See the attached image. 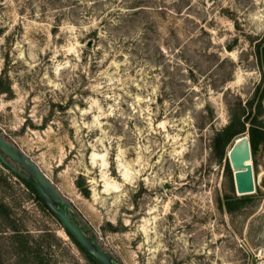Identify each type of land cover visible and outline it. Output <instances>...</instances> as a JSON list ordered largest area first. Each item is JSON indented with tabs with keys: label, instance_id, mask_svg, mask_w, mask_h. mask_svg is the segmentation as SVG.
Masks as SVG:
<instances>
[{
	"label": "rangeland",
	"instance_id": "obj_1",
	"mask_svg": "<svg viewBox=\"0 0 264 264\" xmlns=\"http://www.w3.org/2000/svg\"><path fill=\"white\" fill-rule=\"evenodd\" d=\"M263 89L264 0H0V132L122 264H264V134L245 196L216 143ZM0 204V264H92L2 162Z\"/></svg>",
	"mask_w": 264,
	"mask_h": 264
},
{
	"label": "water",
	"instance_id": "obj_2",
	"mask_svg": "<svg viewBox=\"0 0 264 264\" xmlns=\"http://www.w3.org/2000/svg\"><path fill=\"white\" fill-rule=\"evenodd\" d=\"M228 157L234 171L237 194L243 196L255 193V169L249 133L244 132L235 139L228 152ZM0 161L36 188L40 197L53 211L60 223L99 264H122L72 216L68 200L43 172L41 167L1 132Z\"/></svg>",
	"mask_w": 264,
	"mask_h": 264
},
{
	"label": "trees",
	"instance_id": "obj_3",
	"mask_svg": "<svg viewBox=\"0 0 264 264\" xmlns=\"http://www.w3.org/2000/svg\"><path fill=\"white\" fill-rule=\"evenodd\" d=\"M262 57V55H261ZM262 97H264V89L262 92ZM264 126V125H263ZM262 125H260L259 123H255L253 124L251 130H250V138H251V145H252V151L253 153H255L257 151V146L259 145V143L262 141V136L264 134V127ZM246 132V127H245V123H243L241 121V116L238 114H234L232 117L231 122L222 130L220 131V133H218L217 137H216V143L217 145H219V147H221L222 151L224 149V147L237 135L242 134ZM1 162V161H0ZM3 164V163H2ZM5 166V165H4ZM7 168V167H6ZM21 178V177H20ZM21 180L34 192V194L36 195V197L38 198V200L41 202V204L43 205V207L48 210L51 214H53V216L56 217V215L53 213V211L46 205V203L44 202V200L40 197L38 191L36 190V188L29 182L26 181L24 179L21 178ZM245 196V195H244ZM246 197H235V196H227L226 197V201H225V206L227 208V210L229 211H234L238 208H240L241 205L244 204V202L246 201ZM5 207H3L2 204H0V210L4 209ZM57 218V217H56ZM60 222V221H59ZM64 227V226H63ZM65 229V227H64ZM67 234L71 237V239L73 240V242H75V244L78 246V248L83 251L86 256L88 257V259L90 260V262L92 264H99L96 259L91 256L73 237L72 235L69 233V231H67V229H65ZM15 231H17V239L19 240V242L21 243V251L22 252H27V248H29L28 245V241H24L23 240V235L20 231H18V229L15 227ZM24 241V242H23ZM28 253V252H27Z\"/></svg>",
	"mask_w": 264,
	"mask_h": 264
},
{
	"label": "built area",
	"instance_id": "obj_4",
	"mask_svg": "<svg viewBox=\"0 0 264 264\" xmlns=\"http://www.w3.org/2000/svg\"><path fill=\"white\" fill-rule=\"evenodd\" d=\"M262 258H264V252L262 253Z\"/></svg>",
	"mask_w": 264,
	"mask_h": 264
}]
</instances>
